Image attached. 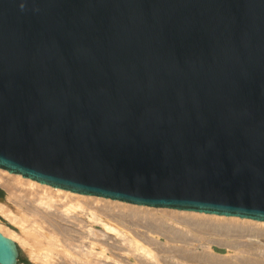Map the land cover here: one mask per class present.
I'll use <instances>...</instances> for the list:
<instances>
[{
	"label": "water",
	"instance_id": "1",
	"mask_svg": "<svg viewBox=\"0 0 264 264\" xmlns=\"http://www.w3.org/2000/svg\"><path fill=\"white\" fill-rule=\"evenodd\" d=\"M0 172L264 225V0H0Z\"/></svg>",
	"mask_w": 264,
	"mask_h": 264
},
{
	"label": "bare ground",
	"instance_id": "2",
	"mask_svg": "<svg viewBox=\"0 0 264 264\" xmlns=\"http://www.w3.org/2000/svg\"><path fill=\"white\" fill-rule=\"evenodd\" d=\"M0 189L6 193L0 217L19 234L2 225L0 233L17 240L36 264H264L261 224L55 192L3 172ZM106 235L112 243L98 239Z\"/></svg>",
	"mask_w": 264,
	"mask_h": 264
},
{
	"label": "rangeland",
	"instance_id": "3",
	"mask_svg": "<svg viewBox=\"0 0 264 264\" xmlns=\"http://www.w3.org/2000/svg\"><path fill=\"white\" fill-rule=\"evenodd\" d=\"M0 190H2V189H0ZM2 192H3V195H2V197H1V199L4 200V199L6 198V193H5L4 190H2ZM0 225L4 226L5 228H7L8 230H10L11 232H14V233H16V234H19L18 227H17L15 224H12V223H9V222H7V221H4L3 219H1V217H0ZM75 229H76V228H75ZM77 229H79V227H78ZM93 229H94V231L99 232V233H100V231H101V228L98 227L97 225H96V227H94ZM109 236H110V237H113L112 234L109 235ZM109 236L106 235L105 237H103V238H98V239L106 241V240H109ZM92 239H95V237H93ZM113 239H114V238H113ZM112 241H113V240H109L108 243H112ZM14 243H15V245H16L21 251H23V253H24V254L26 255V257L28 258V255L26 254V251H25L24 247H23V246H22L17 240H15ZM84 244L87 245V241H84V242L82 243V245H84ZM78 245H79V246H78ZM74 246H75V248L77 247L78 249H81L80 247H82V246L80 245V241H75V242H74ZM75 248H74L73 250H77V251H78V249H77V248L75 249ZM83 249H85V247H84ZM77 251H76V252H77ZM112 252L114 253V251H112ZM214 252L217 253V254H219V255H221V256H225V255H226V253H225L224 251H222V250H217V249H215ZM115 253H116V252H115ZM115 253H114V254H115ZM116 254H117V253H116ZM227 255H230V254H227ZM28 259H29V258H28ZM29 261H30V262H33V261H31L30 259H29ZM104 262H105V261H104ZM105 263H106V264H111V262H105Z\"/></svg>",
	"mask_w": 264,
	"mask_h": 264
},
{
	"label": "trees",
	"instance_id": "4",
	"mask_svg": "<svg viewBox=\"0 0 264 264\" xmlns=\"http://www.w3.org/2000/svg\"><path fill=\"white\" fill-rule=\"evenodd\" d=\"M2 195H3V192H2V190H0V198L2 197Z\"/></svg>",
	"mask_w": 264,
	"mask_h": 264
},
{
	"label": "clouds",
	"instance_id": "5",
	"mask_svg": "<svg viewBox=\"0 0 264 264\" xmlns=\"http://www.w3.org/2000/svg\"><path fill=\"white\" fill-rule=\"evenodd\" d=\"M21 7H23V6H21Z\"/></svg>",
	"mask_w": 264,
	"mask_h": 264
}]
</instances>
